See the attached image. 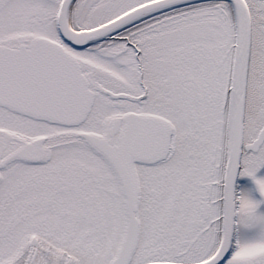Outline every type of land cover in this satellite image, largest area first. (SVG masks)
<instances>
[{
    "label": "snow or ice",
    "instance_id": "snow-or-ice-1",
    "mask_svg": "<svg viewBox=\"0 0 264 264\" xmlns=\"http://www.w3.org/2000/svg\"><path fill=\"white\" fill-rule=\"evenodd\" d=\"M0 264H264V0H0Z\"/></svg>",
    "mask_w": 264,
    "mask_h": 264
}]
</instances>
